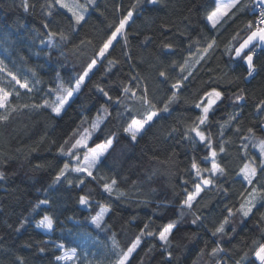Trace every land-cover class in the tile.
Returning <instances> with one entry per match:
<instances>
[{
	"label": "trees",
	"instance_id": "1",
	"mask_svg": "<svg viewBox=\"0 0 264 264\" xmlns=\"http://www.w3.org/2000/svg\"><path fill=\"white\" fill-rule=\"evenodd\" d=\"M28 2L34 7L25 11L22 0H0V41L9 42L12 55H20L24 66L32 69L41 82L40 90L32 93L21 90L19 97H10L11 106L7 111L0 109V115L9 116L7 121L0 122V264H57L55 242L78 248L79 240L87 233L107 245L114 264L116 254L127 250L146 223L150 224V231L158 233L165 224L177 220L179 204L184 198L181 179L190 181L189 189L193 187L192 159L195 157L201 168L211 167L210 162L203 161L206 147L198 139L193 143L183 136L200 114L194 104L212 87H217L225 96L210 114L208 123L201 127L210 134L218 152L217 160L226 174L214 178L219 187H211L198 198L195 211L205 218L204 225H193V216L185 210L184 218L170 238L171 264H217V259L226 264L254 261L252 241H260L264 236V200H257L250 218L234 215L224 235L213 236L211 231L228 215L227 208L239 209L253 186L264 188V173L257 176L252 186L237 175L245 163L255 159L253 166L259 164L256 159L259 150L241 137L251 136L257 144L264 140L260 127L264 124V113L257 116L254 110V105L264 99V46L254 49L257 68L254 79H246V65L242 59H233L231 51L249 35L245 26L254 17L250 8L212 29L207 15L213 11L215 0H157L155 5L144 0H94L87 6L86 19L80 25H75L72 16L55 5L54 0ZM48 3L54 5L52 15H48ZM129 10L133 11V17L125 28L126 40L124 36L119 37L110 55L97 62L60 117H55L50 108L24 107L42 103L43 92L58 83L62 82L65 87L75 84L99 46ZM46 22L52 31L67 33L71 42H61L55 48L42 45L40 40L47 39V30L43 28ZM212 40L216 42L215 47L191 69L193 75L183 82L178 102L171 106L170 114H162L137 142H132L123 132L130 117L118 121L117 112L123 109L106 105L111 116L90 144L94 146L113 134L116 139L103 163L93 170L96 179L85 175V183L77 188L78 175L68 173L67 179L53 182L68 159L58 152L60 145L82 121L87 120L83 127H88L105 102L98 87L109 91L114 98L121 95L125 85L130 84L139 96L147 89L148 98L162 108L171 95V84L178 78L179 68L173 71V62L182 64L189 50L202 51ZM164 43L172 44L173 50L163 49ZM109 61L117 62L109 64ZM161 70L168 72L167 83H161ZM133 76L138 79L133 80ZM239 89L246 93L242 108L232 106ZM124 102L133 109V114L143 110L131 99ZM237 111L242 115L229 123V116ZM221 124L226 127L221 129ZM237 127L239 133L235 131ZM249 127L254 128V133L247 132ZM221 142L225 145L223 153L219 152ZM112 179L117 183L110 196L102 191V184ZM82 194H90V207L79 204ZM43 199H48L50 204L37 208ZM100 205L110 209L105 214L103 230L93 229L90 223ZM45 214L54 218L50 236L34 225ZM26 217L31 222L17 231L20 221ZM217 243L224 252L213 257L211 249ZM42 247L44 252L40 251ZM165 260L160 241L155 236H145L126 264H165Z\"/></svg>",
	"mask_w": 264,
	"mask_h": 264
},
{
	"label": "snow or ice",
	"instance_id": "2",
	"mask_svg": "<svg viewBox=\"0 0 264 264\" xmlns=\"http://www.w3.org/2000/svg\"><path fill=\"white\" fill-rule=\"evenodd\" d=\"M139 2V0H138ZM145 3L155 5L157 0H144ZM88 4H93L94 0H87ZM54 4L58 5L61 9H66L71 13L72 19L75 25H80L82 21L86 19L85 13L87 12V6L81 5L78 0H54ZM22 6L27 11L30 7L28 0H22ZM53 3H48L46 7L49 9L48 15H52L51 9L53 8ZM133 7H136L134 5ZM250 14L255 17L254 20H248L246 23V29L249 32V35L238 47L231 49L234 52L233 59H242L246 65L247 77L255 78L257 74V68L254 62L255 48L261 47L264 45V0H252L251 5L245 3V0H215V8L213 11L208 13L207 20L211 24L212 29H216L218 25L225 22L226 19H231L236 16L237 13L246 12L249 10ZM133 17V11L129 10L127 15H124L123 18L119 20V23L115 26L114 30L111 31V34L103 41L99 46L97 52L94 53V58L88 63L84 72L79 75L76 79L74 85L65 87L64 84L58 83L55 88H49L46 97L43 99L42 103L33 104L31 106L24 105L25 108H50L51 112L55 117H60L62 111L65 109V105L68 104L70 98L80 91L81 86L85 83L86 78L89 77V74L95 68L99 60H103L107 55H110V49H114L115 44L119 42V37L125 36V28L129 23L130 19ZM43 28L47 30V39H41L40 43L49 48H55L59 43H70V36L63 31H52L49 23L46 22L43 24ZM236 37H233L235 40ZM255 42V43H254ZM81 43H84L83 41ZM215 40H212L207 44L206 47H203L202 51L197 50L196 53L189 50L188 58L182 64H177L173 62L172 70H176L177 66L179 68L178 78L174 83L171 84L169 91L171 95L164 101L163 107H158L152 100L148 98L147 89L144 91L143 96L137 95L136 91L132 86L125 85L122 87L121 95H117L115 98L110 95L109 91L105 90L103 87H98V91L103 94L105 102L102 103L97 110V116L91 119L90 125L88 127H83V124L88 123L87 120L82 121L81 125L77 129L73 130L71 136L67 137L64 140V143L60 145L58 152L67 156L68 159L65 160L62 167L59 168L56 176L54 177V183L61 182L62 178L67 179L66 174L74 173L79 177V183L75 186L77 188L83 186L85 180L83 176L91 177L96 179L94 175V169L98 167L99 164L103 163V158H106V154L109 153V150L114 146V141L116 139L115 134L108 137L106 140L96 143L94 146L90 144L94 134L97 130L100 129L101 125L104 124L107 119L111 116V113L108 110L106 105L119 106L123 111L117 112L116 119L122 121L128 119L126 126L123 127V132L128 135L132 142H137L138 137L147 130V127H150L155 123L156 119L161 118L162 114L169 113L171 111V106L178 102V97L180 91L184 87V81L190 79L193 75L192 68L199 64L205 57L208 55L209 51L215 47ZM191 48V46H190ZM163 49L171 52L173 50V45L170 43H164ZM193 58H195L193 60ZM117 61H109V64H115ZM0 73H3L4 76L0 77V83L4 80V77H9L7 84L0 86V109L7 111L11 106L10 97L15 95L19 97V89H25L28 93L34 91L33 84L28 80H23L19 77L17 73H14L12 70L7 69L3 61H0ZM159 77L163 78L161 83H167L169 76L166 70H161L159 72ZM59 79V74H57ZM133 80H137V76L132 77ZM18 86V88L16 87ZM139 87V84L136 85ZM129 93L131 96L129 97ZM224 92L219 90L217 87H212L210 90L205 91L199 100L194 104V107L199 111V115L196 117V120L192 121L191 127L184 133L183 139L191 140L195 143L198 139L201 145L206 147L207 155L203 158L204 162H210V168H201L200 163L194 157L191 161V172L194 173V179L191 181L193 187L192 189L188 188L190 183L187 179H181V184L183 186V195L184 198L180 201L179 204V218L177 220L168 222L165 224L158 233L150 231V224L146 223L143 228L140 229V234L136 236L135 240L127 248L126 251L117 253V259L115 264H126L129 261V258L132 256L134 251L140 245L143 237H153L160 241L162 250L166 253L165 264H171L172 252L169 250L171 244V237L174 234V230L178 227L180 219L184 218L185 210L193 216L191 223L197 227L205 224V218L195 211L196 204L199 202L201 193L210 190L211 187H219L215 183L214 178L222 177L226 174V169L221 166L218 162V152L213 146V141L210 134H206L202 130L203 125L207 124L209 121L210 114L213 112L215 107H218L219 103L224 99ZM123 97V98H122ZM125 99H131L135 102H138L142 107V112H136L133 114V109L125 104ZM246 100V93L244 89H239L238 94H235L232 100V106L236 108H242ZM15 110L14 108L12 109ZM254 110L257 116L261 113H264V99L259 100L254 105ZM242 115V112H235L229 116V123L231 121L237 120L239 116ZM9 116L0 115V122L7 121ZM83 127V130L80 131V128ZM226 124H221L220 128L224 129ZM261 131H264V124L261 126ZM175 131V129H174ZM236 133L240 132V128L235 129ZM249 134L254 133V128L249 127L247 129ZM190 133H194V136H191ZM221 136H223V131H221ZM241 139H247L252 143L253 147H258L259 156L256 158L259 160V164H255V159L252 163H245L243 167L240 168L239 173L237 174L242 178V181L249 186L254 185V181L260 173H264V140H260L258 144L252 139L251 136L241 137ZM70 145V146H69ZM248 145L245 144L244 148H247ZM219 152H225V145L221 142L219 146ZM82 153V157H81ZM248 155L247 153H245ZM207 173V175H204ZM82 174V175H81ZM2 177V174H0ZM103 179V178H101ZM116 180L112 179L110 182H104L102 184V191L108 195H112L116 185ZM69 184H72V181H69ZM223 192L227 195V189L224 188ZM264 188L252 187L251 192L247 193L244 196V202L240 204L239 209L234 211L233 208H227L228 215L225 216L218 225L215 226L212 231L213 236L224 235L226 232V226L229 224L231 218L237 213L243 218H250L253 214V210L257 206V200H264ZM123 195V194H121ZM244 194H242L243 196ZM79 204L84 207L91 206L90 194H82L79 197ZM50 201L48 199H43L39 201V204L36 206L39 208L43 205H49ZM110 209L104 205H100V210L97 214L92 217L90 223L96 228L103 230L105 214L108 213ZM31 221L26 217L20 221V227L16 230L19 231L25 223H30ZM54 218L48 214H45L42 218L35 222V227L38 229H43L45 231L53 230ZM235 231V229H233ZM115 244V242H114ZM54 247L59 251V255L54 257L57 264L63 261L64 264H70L79 259L78 250L76 247H66L63 242L55 244ZM252 252L251 254L255 257L254 261H249L248 264H264V236H262L260 241H252ZM41 252L45 251V248H40ZM203 251V249L201 250ZM224 252V249L217 243V247L211 249L210 255L213 257H219L220 254ZM248 254H246L247 256ZM217 264H226V261L222 259H217ZM237 264H241V261H238Z\"/></svg>",
	"mask_w": 264,
	"mask_h": 264
},
{
	"label": "rangeland",
	"instance_id": "3",
	"mask_svg": "<svg viewBox=\"0 0 264 264\" xmlns=\"http://www.w3.org/2000/svg\"><path fill=\"white\" fill-rule=\"evenodd\" d=\"M78 2L81 5H86V6L89 5L87 3V0H81ZM68 13L71 15L70 12H68ZM85 15H86V13H85ZM262 46H264V45H262ZM12 51L13 50H12V47L10 46L9 42H7V41L1 42L0 41V61L4 62V65L6 66L7 69H10L14 73H17L19 75V77L22 79V81L23 80L30 81L33 84L34 91L40 90L41 82H40L38 76L36 75V73L32 69L24 66V61L22 60V57L20 55H16V56L12 55ZM35 55H38V54L35 53ZM3 76H4V74L0 73V77H3ZM8 79H10V78L4 77V80L2 81V83H0V86L6 85ZM16 87L18 88V86H16ZM21 90H25V89H19V91H21ZM47 93L48 92H43L42 95L44 98L46 97ZM257 149H258V147H257ZM81 157H82V154H81ZM43 206H47V205H43ZM34 225H35V222H34ZM91 227L93 229H96L92 224H91ZM51 232H52V230L51 231H44L42 233L50 236ZM55 244H58V242H55ZM69 248H71V247H69ZM77 250H78V254H79V259L74 261V262H70V264H112L111 252L109 251V248L107 247V245L102 244L100 241H98L91 234L87 233V234L82 236V238L78 242ZM59 254L60 253L58 251V255ZM59 264H64V262L61 261V262H59Z\"/></svg>",
	"mask_w": 264,
	"mask_h": 264
},
{
	"label": "built area",
	"instance_id": "4",
	"mask_svg": "<svg viewBox=\"0 0 264 264\" xmlns=\"http://www.w3.org/2000/svg\"><path fill=\"white\" fill-rule=\"evenodd\" d=\"M251 2H252V0H249L248 1V5L250 6L251 5ZM250 8V7H249ZM255 19V17H253V20Z\"/></svg>",
	"mask_w": 264,
	"mask_h": 264
},
{
	"label": "crops",
	"instance_id": "5",
	"mask_svg": "<svg viewBox=\"0 0 264 264\" xmlns=\"http://www.w3.org/2000/svg\"><path fill=\"white\" fill-rule=\"evenodd\" d=\"M215 8V7H214ZM214 10V9H213ZM207 23H208V25L211 27V24L208 22V20H207Z\"/></svg>",
	"mask_w": 264,
	"mask_h": 264
},
{
	"label": "bare ground",
	"instance_id": "6",
	"mask_svg": "<svg viewBox=\"0 0 264 264\" xmlns=\"http://www.w3.org/2000/svg\"><path fill=\"white\" fill-rule=\"evenodd\" d=\"M40 231H42V232H44L45 230H43V229H39Z\"/></svg>",
	"mask_w": 264,
	"mask_h": 264
}]
</instances>
